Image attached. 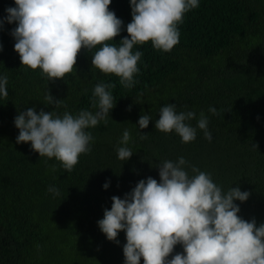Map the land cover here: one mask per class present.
Instances as JSON below:
<instances>
[{
  "label": "trees",
  "instance_id": "16d2710c",
  "mask_svg": "<svg viewBox=\"0 0 264 264\" xmlns=\"http://www.w3.org/2000/svg\"><path fill=\"white\" fill-rule=\"evenodd\" d=\"M13 7L14 0H0V77L8 79V96L0 97V264H125L126 234H118V243L109 241L98 221L111 209L113 196L123 199L148 177L159 182L158 167L180 157L190 177L194 166L224 193L232 187L249 192L246 202L234 201L238 215L255 219L257 227L264 224V0H199L178 25L179 43L170 52L155 50L151 42L134 47L143 55L131 88L92 66L99 46L82 50L63 80L49 81L41 70L22 66L11 35L17 25L7 23L6 10ZM109 10L123 22L113 40L119 44L128 36L130 0H112ZM101 83L115 85L107 89L114 108L106 123L85 130L93 138L91 151L80 155L71 172L55 158L39 157L30 143L16 142L14 119L21 111L95 113L93 92ZM49 93L62 100L59 107L46 100ZM168 104L178 114L195 112L185 122L196 128L194 141L183 143L174 131L155 129ZM201 112L210 141L197 127ZM141 114L151 117L146 129L138 126ZM125 130L133 155L123 162L117 148L125 146L120 143ZM178 253L180 245L172 255Z\"/></svg>",
  "mask_w": 264,
  "mask_h": 264
},
{
  "label": "clouds",
  "instance_id": "9594fccd",
  "mask_svg": "<svg viewBox=\"0 0 264 264\" xmlns=\"http://www.w3.org/2000/svg\"><path fill=\"white\" fill-rule=\"evenodd\" d=\"M14 2L16 7L6 10L7 23L17 25L11 35L22 66L41 70L49 81L63 80L75 68L82 50L99 46L92 56V66L105 75L119 77L126 88L133 86L143 55L133 52L134 47L151 42L155 50L170 52L179 43L178 25L184 15L199 6V0H130L128 36L116 44L113 40L120 35L123 22L109 10L112 0ZM3 23L0 21V29ZM7 83L6 76L0 77V97L8 96ZM114 86H95V113L82 110L73 116L65 111L60 116L43 110L37 114L35 108L21 111L14 119L19 130L16 142L30 143L39 157L55 158L66 172H71L80 155L91 151L93 138L85 130L101 120L106 123L114 108L113 95L107 90ZM45 98L55 107L62 103L50 93ZM209 111L216 114L215 108ZM195 117L193 111L178 114L175 104H168L160 109L155 129L165 134L174 131L183 143H190L196 139V128L185 122ZM150 120L149 115L141 114L139 128L146 129ZM207 125L208 119L201 112L197 127L210 141ZM147 135L141 134V139ZM129 139L130 133L125 130L120 141L125 146L117 148L118 159L123 162L133 155L126 146ZM186 164L183 157L176 162L164 161L158 167L159 182L148 177L123 199L111 198V209L104 210L98 227L112 242L118 243L120 232L126 234L125 264H140L141 259L144 264H264V224L257 227L255 219H242L234 203L246 202L250 193L239 187L224 193L209 173L192 166L190 177L184 170ZM109 183L103 185L104 189ZM48 191L59 195L55 187L50 186ZM177 245L182 246L183 253L172 255Z\"/></svg>",
  "mask_w": 264,
  "mask_h": 264
}]
</instances>
